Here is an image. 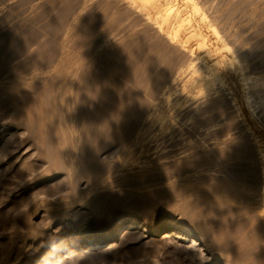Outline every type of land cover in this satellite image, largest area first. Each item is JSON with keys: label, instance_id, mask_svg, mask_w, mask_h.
<instances>
[{"label": "rangeland", "instance_id": "1", "mask_svg": "<svg viewBox=\"0 0 264 264\" xmlns=\"http://www.w3.org/2000/svg\"><path fill=\"white\" fill-rule=\"evenodd\" d=\"M196 1L246 77V114L127 0H0V264L124 223L109 251L55 264H264L248 126L264 131V0Z\"/></svg>", "mask_w": 264, "mask_h": 264}, {"label": "bare ground", "instance_id": "2", "mask_svg": "<svg viewBox=\"0 0 264 264\" xmlns=\"http://www.w3.org/2000/svg\"><path fill=\"white\" fill-rule=\"evenodd\" d=\"M127 1H129V3L137 8L144 15L146 20L153 24L169 41L187 50L196 60L200 61L204 65V67L211 73V75L217 77L222 82V84L227 87L234 102L241 109V112L242 110L243 112H245L248 107V103H251V101H253L252 99H250L252 98V96L249 98L245 96L246 94L244 92V88H247L244 87L246 84V77H244L241 67L233 57L234 54L231 53V47L229 48L228 44L221 38L222 36H220L213 25L210 24L206 14L204 13L203 7L196 0ZM14 74L12 75L13 77L11 76L12 79L10 80L14 79ZM21 77L22 76H20L21 83H15V86L16 84H19V89L20 85L24 82L22 80L23 77ZM17 78L19 77L17 76ZM13 81L17 82L16 78ZM12 85L10 86L11 89L15 88V90H18V87L16 89V87H13L14 85ZM248 99H250L251 101L249 100V102ZM248 121L249 129L252 130L253 135L257 138L260 144V148H263L264 131L261 130L262 127L260 128L253 118L249 119ZM262 181V216L264 217V168ZM132 227V224L125 225L124 223L118 226L108 237H85L78 242L67 241L63 243L58 248V250L51 252L42 264H55L57 261L62 260L61 258H68L69 253L71 254L73 252H75L76 254H81L85 251L92 250H101V252H107L111 248H113L116 245L117 241H119V238L123 234H126ZM155 234H166L168 237H174L175 239L180 241H188L191 246L199 245L198 242L193 238V236H189L186 233L184 234L171 225L159 226L155 230Z\"/></svg>", "mask_w": 264, "mask_h": 264}]
</instances>
